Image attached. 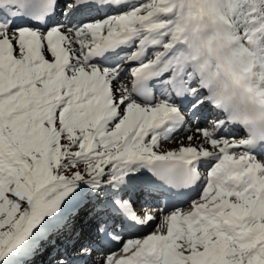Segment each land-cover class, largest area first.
Wrapping results in <instances>:
<instances>
[{
  "label": "snow or ice",
  "instance_id": "obj_1",
  "mask_svg": "<svg viewBox=\"0 0 264 264\" xmlns=\"http://www.w3.org/2000/svg\"><path fill=\"white\" fill-rule=\"evenodd\" d=\"M0 264H264V0H0Z\"/></svg>",
  "mask_w": 264,
  "mask_h": 264
}]
</instances>
